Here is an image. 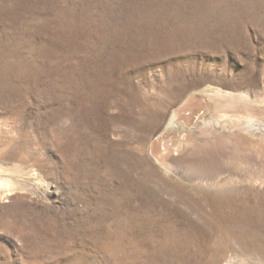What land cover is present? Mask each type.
I'll return each mask as SVG.
<instances>
[{
    "label": "rangeland",
    "instance_id": "374dc122",
    "mask_svg": "<svg viewBox=\"0 0 264 264\" xmlns=\"http://www.w3.org/2000/svg\"><path fill=\"white\" fill-rule=\"evenodd\" d=\"M0 183V264H264V0H0Z\"/></svg>",
    "mask_w": 264,
    "mask_h": 264
},
{
    "label": "bare ground",
    "instance_id": "6f19581e",
    "mask_svg": "<svg viewBox=\"0 0 264 264\" xmlns=\"http://www.w3.org/2000/svg\"><path fill=\"white\" fill-rule=\"evenodd\" d=\"M191 105H192V103H191ZM191 105H189V106H191ZM188 106V107H189ZM194 111V113L196 112L195 110H194V108H193V110H191V112L190 111H188V112H190L191 114L190 115H192V112ZM183 113V112H182ZM178 114H180V112H178ZM189 115V116H190ZM190 117H192V116H190ZM190 120V119H189ZM167 134V133H166ZM167 135H169V134H167ZM164 136H162V137H159V139L157 138V139H155L153 142H152V144H151V147H150V151H151V154H152V156H154V153H158V151H156L155 149H156V146L158 145L159 147H157V148H162V146H160V143L158 144V141L160 140V138H163ZM167 137V136H166ZM165 138V137H164ZM168 138V137H167ZM171 139V138H170ZM163 140H165V139H163ZM169 141V140H168ZM171 141H173V140H171ZM179 141V140H178ZM163 142V141H162ZM174 143V142H173ZM178 143V142H177ZM182 143V142H181ZM162 145H170V143H161ZM172 144V143H171ZM175 145H176V143H175ZM177 148L175 149V151H177L178 150V148H179V146H176ZM155 148V149H154ZM153 149H154V151H153ZM159 149V150H160ZM182 149V148H181ZM167 150H172L171 149V147H170V149L169 148H165V150H162V151H167ZM192 149H189V148H184L183 147V150L182 151H180L179 153L177 152L176 154H174V157L176 156V155H178V156H176L175 158L171 155V156H169V154H168V157H166V159L165 158H160V156L158 157V159H156V160H158L159 161V163L161 164V165H165V163L168 161V162H180V163H183V161L185 160V154L189 151H191ZM161 151V150H160ZM161 151V152H162ZM170 152V151H169ZM160 153V152H159ZM166 153V152H165ZM171 153V152H170ZM174 153V152H173ZM159 155V154H158ZM160 155H162V154H160ZM163 156H165V155H163ZM1 182H2V180H1ZM1 184V183H0ZM1 186V185H0Z\"/></svg>",
    "mask_w": 264,
    "mask_h": 264
}]
</instances>
